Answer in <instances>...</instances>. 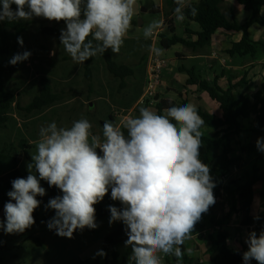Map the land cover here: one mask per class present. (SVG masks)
<instances>
[{
  "label": "clouds",
  "instance_id": "9594fccd",
  "mask_svg": "<svg viewBox=\"0 0 264 264\" xmlns=\"http://www.w3.org/2000/svg\"><path fill=\"white\" fill-rule=\"evenodd\" d=\"M174 3L177 22L185 21L186 13L198 14L189 0ZM135 6L136 0H0V21L63 20L66 27L60 30V43L74 63L83 64L109 49L120 52ZM163 25V20L150 22L144 27L145 39ZM17 41L23 46L22 37ZM163 51L149 46L150 54L157 57ZM30 56L29 51L16 53L9 64ZM164 113L141 107L138 117L127 118L121 126L105 121L103 138L91 132L93 125L87 118L74 121L71 127H58L55 121L41 126L27 177L11 182L0 229L16 234L34 225L33 212L41 205L37 197L46 194L43 180L62 192L45 205V210L55 211L47 227L72 239L77 230L99 226L94 205L110 188L111 199L123 207L108 206L109 224L125 225V245L132 249L129 264H162L161 252L182 258L178 245L191 238L196 223L216 203V184L209 165L200 159V128L205 121L197 106L188 102L166 108ZM256 147L264 153V137L257 138ZM245 242L248 250L243 253V264L252 260L264 264V230L250 232ZM187 251L191 254V249ZM96 255L106 253L100 250Z\"/></svg>",
  "mask_w": 264,
  "mask_h": 264
},
{
  "label": "trees",
  "instance_id": "16d2710c",
  "mask_svg": "<svg viewBox=\"0 0 264 264\" xmlns=\"http://www.w3.org/2000/svg\"><path fill=\"white\" fill-rule=\"evenodd\" d=\"M224 1L199 0L192 2L189 0L191 5L198 9V14L195 17L186 13L187 18L185 21L193 22L199 27V32L195 34L197 39L192 42L188 40L189 36L187 39H184L174 34V18L171 17L174 15V8L176 6L174 0H163L161 10L157 7L151 8L149 11L152 13H162L163 21L167 24V29L172 34L170 38L163 34L159 36L160 47L169 49L176 44H180L191 49L203 48L210 43L216 31L221 29L227 32H240L242 34L241 39L233 43L232 47L226 51L228 56L255 57L258 49L264 50V42L253 41L249 36V28L254 24L264 28V16L262 15L264 0H235L245 11L251 14L250 19L243 24H240L233 14L230 17L224 14L222 10ZM13 7L16 8V5H13ZM59 25L66 26L63 20L59 22L47 20V25L40 30V34L56 37L60 43ZM131 25H137V22L132 19ZM28 29L27 23L23 21H0V131L7 128L14 111L23 112L25 115L42 112L62 99L59 93H55L52 90L51 80L47 77H41L38 80L39 88L37 95L32 98L29 104L21 107L17 101L18 86H12L9 83V79L11 75L19 74L23 71L25 61L11 65L9 64V60L14 54L23 53L17 38L23 37ZM191 34L187 31V35ZM151 45V39L124 38V43L119 53H123V50L127 47L134 53L135 57H139V67L134 70L124 63H118L115 61L116 54L112 53L109 49L103 55H97L82 64L85 77L89 79L92 64L95 60H100L106 73L115 79V81L119 80L117 88L110 94V99L114 101L115 95L120 94V101L118 102L126 108L125 110H129L142 94L145 79L146 54ZM63 60H66V58ZM178 71L187 75L186 85L196 86L199 91L205 92L210 100L216 102L219 106L221 111L219 118L197 106L199 115L205 121L204 126L214 131L212 135H202L200 159L210 167V175L216 184V187L213 189L216 201L220 198L222 191L227 192L231 200V210L239 215V228L245 233V237L240 250L236 252L232 251L228 245L232 235L231 231L220 229L223 226L222 219L216 222L214 219H211L210 223L213 227L219 229L214 236H208L210 247L207 251V262H200L198 259L189 258L184 254L185 248L179 245L178 247H181L183 252L182 258L178 260L173 253H169L165 257L163 264H243V253L248 250V245L245 241L249 233L255 231L259 234L261 230H264V216H258L257 219V217L251 215V206L254 198L253 187L259 182L264 188V173L260 172L258 168L253 167L252 174L246 175L245 178L226 181L224 184L222 179L226 175H229L241 161L239 157L234 156L235 140L245 132L241 121L252 117L253 120L248 131L257 135L264 134V80L257 91L248 94L251 85L244 78L234 84L229 81L228 87L222 89L218 85L217 77L211 82L196 74L194 68L186 69L180 66ZM136 72L140 75V81L134 84L132 88H128V79L134 78ZM186 103H188L186 100H182L179 103L161 100L155 107L156 113L162 115L166 108ZM109 119L111 122H114L112 115H109ZM122 130L127 135V130ZM31 147L32 145L27 143L25 139H19L17 145L0 142V213L4 205L10 200L7 194L12 190L11 182L16 178L27 177L26 173L20 172L19 167L22 157L32 162V158L27 152ZM243 152L245 151L243 150ZM246 152L250 153L251 149H247ZM41 182L49 190L51 198L62 194L55 186L49 187L46 181L42 180ZM38 198L43 200L42 197L38 196ZM213 206L209 208L207 213L211 211ZM207 213L203 214L201 220L196 223L191 236L201 238L200 233L205 229L202 219ZM104 214H107V212L100 210L95 214V219H99ZM50 232L57 235L54 230H50ZM29 239L34 240L39 245L38 239L32 237ZM125 240L126 235L122 228H118L103 239L102 250L106 253L103 264H129L126 258H119L117 253L118 247ZM0 264L6 263L0 258ZM91 264H99L96 256L93 258ZM251 264H253L252 261Z\"/></svg>",
  "mask_w": 264,
  "mask_h": 264
},
{
  "label": "rangeland",
  "instance_id": "374dc122",
  "mask_svg": "<svg viewBox=\"0 0 264 264\" xmlns=\"http://www.w3.org/2000/svg\"><path fill=\"white\" fill-rule=\"evenodd\" d=\"M150 1L136 0L135 10L138 15L133 16L132 19L137 22V25L129 28L128 34L130 37L145 39L143 35L144 27L153 20H162L160 14L152 13L146 9ZM152 1L153 3H158L159 6L162 3V0ZM13 5L12 8L15 10L16 8ZM144 9H146L145 12ZM19 21L26 22L29 27L27 33L22 37V52H31V56L24 63L25 68L23 71L19 74L11 75L9 79V83L12 86H18L16 96L19 105L25 107L37 95L39 88L38 80L41 77H47L51 80L52 90L55 93H59L62 99L42 112L25 115L23 112L14 111L7 128L0 131V142L17 145L19 139H25L27 143L32 145L31 149L27 150L29 156L32 158V154H35L37 151L36 145L39 141V130L41 126H46L53 121L57 123L58 127H71L74 121L87 118L93 125L91 132L101 138H103V123L105 121H111L109 115L114 117L115 120L113 123L115 125L121 126L124 116L129 112L127 110L123 111L126 108L122 105L120 106L118 102L120 101V94L115 95V102L110 99V94L117 88L119 80L115 81V79L106 73L103 69L102 62L98 59L94 61L88 79L85 77L82 64L74 63L69 54L65 55L62 51L63 45L59 43L56 37L40 34V30L47 25L46 19L33 17L29 21ZM140 21L142 23L141 26L138 25ZM186 23L187 21L177 22L175 19V27L180 32H183V29L189 25L188 23L186 25ZM65 27L64 25H59L58 30L60 31ZM163 29L167 30L165 22ZM255 29L264 30V28L258 25H256ZM255 29H252L253 34L256 31ZM179 31H177L178 34H180ZM147 39H151V37ZM261 51L264 53V50ZM64 58L66 60H63ZM115 61L124 63L134 70L139 67V57H135L134 53L127 47L123 50V53L116 54ZM218 65L219 63L216 62V71L219 72V69L222 67ZM186 67H189V65ZM171 68L173 70L172 72L164 71L163 75L173 74L175 77L178 76L174 87L176 90L181 91L179 77L181 76L182 78L186 74L180 73L173 65ZM206 72L210 73V70L207 68ZM139 81L140 75L136 72L134 78L128 79L129 88H132ZM191 89L189 88L187 91L188 94H186L184 99L203 107L209 112L213 113L217 110L206 96H201V92L197 88L195 90ZM176 90H172V93H175V96L172 97L174 102L179 103L180 97ZM165 95L167 94H162L161 97H165ZM132 107L133 110L130 112L129 118L138 117L139 109L143 106L134 104ZM150 110L155 112V109ZM251 123L252 119H247L244 121V126L249 129ZM200 131L202 135L210 134L209 128L204 125L201 126ZM210 131L212 132L213 130L210 129ZM259 137H264V135L252 134L247 131L235 140L234 149L241 161L235 170H232L228 175L227 181L238 180L245 178L246 175H251L253 167H257L264 172V153L258 151L256 147V140ZM247 149H251L252 152L247 153ZM243 150L246 152L245 154H243ZM97 151L99 153V149ZM100 154L102 155V153ZM28 163L31 162L22 157V162L19 167L20 172L28 175ZM41 186L46 189V194L42 197L43 200H41L40 207L33 212L34 225L26 229L23 233L16 234H5L3 229H0V258L6 264H91L93 258L96 256L97 261L103 264L104 256L96 255L98 251L102 250L103 239L118 228H122L125 233V225L122 222L109 224L110 212L108 206L113 205L117 208L121 206L120 201L111 199V189L109 188V192L100 203L94 205L96 213L100 210L107 212V214L96 219V223L99 226L96 229L85 228L82 232L77 230L74 233V238L68 239L55 235L48 229L47 221L55 215V211L52 209L45 210V205L48 203L51 195L42 182ZM37 199L39 198L37 197ZM252 214L254 217L264 216V188L261 183L256 186V200L253 205ZM211 219H214L215 222L221 219L223 220L221 230L231 231V233L234 231L228 243L231 250L236 251L245 237V233L239 228V215L232 212L230 197L227 192L222 191L220 198L216 201L211 211L203 216L202 221L205 229L200 233L201 238L198 236L192 238L191 250L194 257L198 260H208L207 251L210 247L208 236H214L219 229L213 227L210 223ZM3 220H5L4 207L0 213V221ZM30 237L38 239L39 245L34 240L29 239ZM127 238L126 235V240ZM125 241L118 247L117 253L120 258H126L129 261L132 249L131 246L125 245ZM163 254L165 253L161 252L159 254L160 257ZM252 262L253 264H257L254 260Z\"/></svg>",
  "mask_w": 264,
  "mask_h": 264
},
{
  "label": "crops",
  "instance_id": "0c3cea01",
  "mask_svg": "<svg viewBox=\"0 0 264 264\" xmlns=\"http://www.w3.org/2000/svg\"><path fill=\"white\" fill-rule=\"evenodd\" d=\"M191 1L197 2L199 0H191ZM154 6L155 7L157 6V8H159L161 10L162 6H163V0H162V3L160 6L158 5V3H153V1L151 0L147 4L146 9H148V11H149ZM222 10L227 17H230L231 14H233L234 18L240 24H243L246 21H248L250 19V16H251V14L249 12L245 11L244 8L241 5H239L235 0H225L224 3L222 4ZM137 15H138L137 11L135 10L134 16H137ZM160 15L162 16V13ZM262 15L264 16V10L262 11ZM171 17L174 18V26H175V16L173 15ZM162 20H163V16H162ZM187 23L189 25L185 29H183V32H180L175 27L174 34L176 36H178L180 38H184V39H187V37L189 36L188 40L190 42L195 41L197 39L195 34L199 32V27L197 24H195L193 22H187ZM187 23H186V25H187ZM130 27H133V25H131ZM255 28H256L255 24L249 28L250 38L253 41L264 42V30L263 29H255ZM252 29L256 30L254 34L252 32ZM177 31H179L180 34H178ZM187 31H189L192 34L187 35ZM163 32H165L163 35L167 36L168 38H170L172 36V34L169 32L168 29L164 30L162 28V29L156 31V33L158 34V37H159V35H161L160 33H163ZM258 34H259V36H258ZM241 36H242V34L240 32H227V31L220 29V30L216 31V33L212 36L210 43L203 48L191 49V48H187V47L180 45V44H176V45L170 47L169 49H163L162 48L164 51L160 57L166 61V67L164 68L163 72L164 71L172 72L173 71L171 68L172 65L175 67L176 70H178V68L180 66H183L186 69L194 68L196 74H198L203 79H206L208 81L212 82L215 79V77H217L218 85L222 89H226L228 87L229 81H231V83L234 84V83H237L238 81H240L242 78H244V80L251 85L250 90L248 91V94H251L260 88V85H261L262 81L264 80V53L260 49H258L255 57H253V58L248 57V56H246V57H240V56L230 57V56H228L226 51L232 47L233 43L238 42L241 39ZM124 38H134V37H130L128 32H127V34L125 35ZM157 40H155L154 46L161 48L159 45V38ZM62 51L65 53V55H68V53L65 51L64 47H63ZM148 54H149V51L146 54V59H147ZM216 62L219 63V65H218L219 67H222L221 69H219V72L216 71V69H217L215 67ZM170 64H172V65H170ZM187 65H189V67H186ZM207 68L210 70V73L206 72ZM163 72H162V79H161V87L159 88L158 95H157L158 102L161 100H164V101L176 103V102H174V99L172 97V96H175V93H172V90L173 89L176 90V88L174 87V84L176 83L178 76L175 77L173 74H170V75L167 74L164 76ZM135 75H136V73H135ZM179 78H180L179 84L181 85L182 90L181 91L176 90V92L178 93V96L180 97V101H182V100H186V99H184V97L186 96V94H188L187 91L189 90V88H192L191 90H195V88H197V87L186 85V81L188 78L187 75L182 76V78L180 76ZM143 84H144V82H143ZM184 84H185V86H184ZM197 90H198V88H197ZM168 92L169 93L171 92V93L169 94ZM199 92H201V91H199ZM162 94H167V95H165V97H161ZM201 96H206L207 99L210 100V98L208 97V95L205 92H201ZM210 101L214 104L215 109H217V110H215V112H213V113L209 112V111L208 112L219 118L221 116V111L219 109L218 104L212 100H210ZM138 103H139V99L137 100L135 105H139ZM120 106H121V104H120ZM199 107H201V106H199ZM201 108H203V107H201ZM149 109H155V108H149ZM132 110H133V107L127 111L130 114V112H132ZM123 111H126V110L123 109ZM155 112H156V109H155ZM163 114H165V113L163 112ZM249 119L253 120L252 117H250ZM245 120H247V119H245ZM245 120L241 121L243 126H244ZM117 126H119V125H117ZM244 130H245V132L248 131V129L245 126H244ZM209 133L210 134H208V135H212L214 133V131L211 132L209 129ZM252 134H254V133H252ZM262 135H264V134H262ZM251 152H252V150H251ZM245 153L246 152H244L243 154H245ZM234 156L238 157V155H236V152H235ZM259 170H260V172L264 173L261 169H259ZM258 184H260V183L259 182L256 183L253 187L254 198H253V203L251 206V215L252 216H253V214H252L253 205H254L255 200H256V186ZM233 232L234 231H232V233ZM193 237L194 236H191L190 239H186L184 244L182 245L185 248L184 254H186L189 258H195L192 250H191V254H189V252L187 251L188 249H192V240H193L192 238ZM242 242L243 241H241V244H242ZM241 244H240V247H241ZM174 247H177V246H174ZM240 247H238V249L236 251L240 250ZM232 251H234V250H232ZM168 254H166V255H168ZM163 255H165V254H163ZM119 258H120V256H119ZM195 259H197V258H195ZM199 261L200 262H207L208 260L203 261L200 259Z\"/></svg>",
  "mask_w": 264,
  "mask_h": 264
},
{
  "label": "built area",
  "instance_id": "2783aa9c",
  "mask_svg": "<svg viewBox=\"0 0 264 264\" xmlns=\"http://www.w3.org/2000/svg\"><path fill=\"white\" fill-rule=\"evenodd\" d=\"M158 34L155 32L153 36L151 37L152 45L154 46L155 40H157ZM166 67V61L161 58L160 56L157 57L153 54H148L146 59V69H145V79L143 84V90L142 94L139 98V105L146 107V108H155L158 99V90L161 87V79H162V72L164 68ZM129 113L124 116L123 121L129 118ZM235 170V169H233ZM228 178V175H226L222 182L223 184L226 183ZM123 205L121 204L120 208H122ZM167 255L161 256L162 264L164 262V259Z\"/></svg>",
  "mask_w": 264,
  "mask_h": 264
},
{
  "label": "water",
  "instance_id": "95a60500",
  "mask_svg": "<svg viewBox=\"0 0 264 264\" xmlns=\"http://www.w3.org/2000/svg\"><path fill=\"white\" fill-rule=\"evenodd\" d=\"M145 11H146V9H144V12H145ZM138 25H139V26H141V25H142L141 21L138 23Z\"/></svg>",
  "mask_w": 264,
  "mask_h": 264
}]
</instances>
